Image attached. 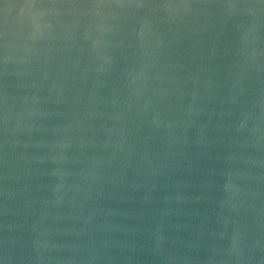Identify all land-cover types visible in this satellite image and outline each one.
Returning a JSON list of instances; mask_svg holds the SVG:
<instances>
[{
  "label": "water",
  "instance_id": "95a60500",
  "mask_svg": "<svg viewBox=\"0 0 264 264\" xmlns=\"http://www.w3.org/2000/svg\"><path fill=\"white\" fill-rule=\"evenodd\" d=\"M0 264H264V0H0Z\"/></svg>",
  "mask_w": 264,
  "mask_h": 264
}]
</instances>
